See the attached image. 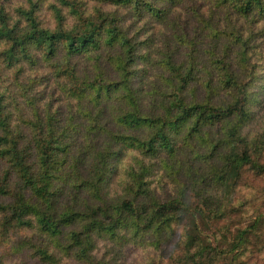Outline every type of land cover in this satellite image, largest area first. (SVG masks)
Returning <instances> with one entry per match:
<instances>
[{
    "label": "trees",
    "instance_id": "obj_1",
    "mask_svg": "<svg viewBox=\"0 0 264 264\" xmlns=\"http://www.w3.org/2000/svg\"><path fill=\"white\" fill-rule=\"evenodd\" d=\"M97 1L0 0V264H247L260 220L224 247L197 217L264 170V0Z\"/></svg>",
    "mask_w": 264,
    "mask_h": 264
},
{
    "label": "rangeland",
    "instance_id": "obj_2",
    "mask_svg": "<svg viewBox=\"0 0 264 264\" xmlns=\"http://www.w3.org/2000/svg\"><path fill=\"white\" fill-rule=\"evenodd\" d=\"M83 1L87 4L86 11L91 12L96 11V9L110 11L108 6L100 4L97 0ZM187 16L188 15L185 17L187 18ZM194 25L195 24L192 23L190 28L191 33L194 32ZM257 28L264 33V23H259ZM251 29H253L252 23ZM262 39L264 42V37ZM259 58H262V55H260ZM259 63L262 64L261 61ZM263 71L264 66L262 72ZM262 86H258L259 92L262 90ZM257 98L262 99L263 97L257 94ZM258 102L259 101L257 100L256 104H258ZM248 126L251 127V123ZM211 147L212 146H210V148ZM188 155L191 156L192 154ZM195 157L194 154L189 157L191 160H189L187 164L185 163L184 168L186 167V170L183 173H181V171L177 173L176 170L171 169L166 174L162 172L156 177L153 184L154 193H157L161 199H164L170 195L178 193L183 186H190L191 178L188 170L189 165L199 168L206 164L204 155H200L198 158H201L200 162H197ZM258 162L264 166V155L259 157ZM172 176H174V178H172ZM193 185H195V182H193ZM199 185L198 182L195 186L198 187ZM187 191L192 202H196L197 204L198 202H202L201 199L196 197L194 190L189 191L188 189ZM224 194L225 197L223 196V193L220 195L223 204L221 212L224 214L223 219L217 222H211L209 219L197 217L199 229L203 231V234L206 237H208L207 241L213 246L216 245L217 242H221L220 246L227 247L228 243L232 242L235 237L236 228L245 229L253 225L255 221L260 220L261 223L256 229L252 230L249 236L246 249L249 251L244 253L243 259L247 264H264V170L259 173L257 170H252L251 165L245 166L244 169H242L239 178L231 183L230 187L226 189ZM224 236L227 237L226 241L223 240ZM139 258V254L133 253L127 258L126 264H134ZM19 262L24 264H34L30 258H28L26 262ZM73 264L80 263L76 262Z\"/></svg>",
    "mask_w": 264,
    "mask_h": 264
}]
</instances>
